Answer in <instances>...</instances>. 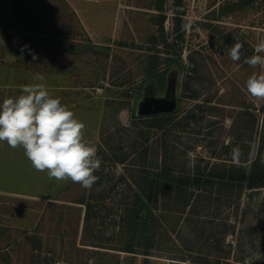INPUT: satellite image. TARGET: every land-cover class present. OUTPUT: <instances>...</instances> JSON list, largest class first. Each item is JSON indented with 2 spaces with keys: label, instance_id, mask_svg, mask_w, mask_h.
Returning a JSON list of instances; mask_svg holds the SVG:
<instances>
[{
  "label": "rangeland",
  "instance_id": "374dc122",
  "mask_svg": "<svg viewBox=\"0 0 264 264\" xmlns=\"http://www.w3.org/2000/svg\"><path fill=\"white\" fill-rule=\"evenodd\" d=\"M261 37L264 0H0V102L43 74L102 160L86 190L0 144V264H264V188L229 199L236 188L214 186L186 208L162 195L136 253L117 234L146 140L153 167L166 154L177 170L218 172L237 147L264 165V104L245 91L259 69L243 63ZM156 101L176 103L158 132L144 126Z\"/></svg>",
  "mask_w": 264,
  "mask_h": 264
},
{
  "label": "clouds",
  "instance_id": "9594fccd",
  "mask_svg": "<svg viewBox=\"0 0 264 264\" xmlns=\"http://www.w3.org/2000/svg\"><path fill=\"white\" fill-rule=\"evenodd\" d=\"M242 49L240 41L230 46L228 55L233 62L241 60ZM254 50L243 63L259 71L247 78L245 91L254 101L264 104V37ZM32 79V83L20 87L19 95L0 102V144L23 149L36 171L47 170L49 180L71 181L90 190L98 180L95 173L102 160L96 143L87 136V125L60 97L51 94L43 74L36 73ZM240 154L238 147L232 149L234 162L239 163Z\"/></svg>",
  "mask_w": 264,
  "mask_h": 264
},
{
  "label": "trees",
  "instance_id": "16d2710c",
  "mask_svg": "<svg viewBox=\"0 0 264 264\" xmlns=\"http://www.w3.org/2000/svg\"><path fill=\"white\" fill-rule=\"evenodd\" d=\"M174 119L173 111L153 113L146 117L144 126L158 132L164 130ZM146 141H144L143 149L139 151L143 160L142 170L137 171L136 176L133 177L135 184L131 186L132 195L125 196V198L131 199V202L128 204L124 222L119 224L117 232L119 235L128 232L129 247L125 249L126 251L135 252L133 246L137 244L136 242H140L143 233L153 221L152 219L157 223V226L159 225L156 221L159 215L154 210L158 207L162 195L170 196L171 202H174L172 204L178 203L186 208L187 206L192 207L194 202L198 203L201 199H207V194L211 193V189L208 188H214V186L236 188V195L233 193L227 195L229 199H232L233 196L239 198L243 189L264 188V165L260 155H257L250 163L249 159L239 160V163L232 162L218 172H191L177 170L175 160L168 159L166 154L162 165L153 167L151 159L156 156L150 153L153 150V145ZM263 145L264 125L259 147L262 148ZM124 159L121 158L118 161L124 162ZM154 244V240H147L143 245L146 249L144 254L148 255Z\"/></svg>",
  "mask_w": 264,
  "mask_h": 264
},
{
  "label": "water",
  "instance_id": "95a60500",
  "mask_svg": "<svg viewBox=\"0 0 264 264\" xmlns=\"http://www.w3.org/2000/svg\"><path fill=\"white\" fill-rule=\"evenodd\" d=\"M176 108V103L174 101H156L153 102L150 106V112L158 113V112H169Z\"/></svg>",
  "mask_w": 264,
  "mask_h": 264
}]
</instances>
